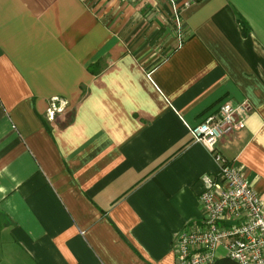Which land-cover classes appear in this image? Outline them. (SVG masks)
<instances>
[{
    "label": "crops",
    "instance_id": "crops-1",
    "mask_svg": "<svg viewBox=\"0 0 264 264\" xmlns=\"http://www.w3.org/2000/svg\"><path fill=\"white\" fill-rule=\"evenodd\" d=\"M225 100L264 198V0H0V264H178Z\"/></svg>",
    "mask_w": 264,
    "mask_h": 264
},
{
    "label": "built area",
    "instance_id": "built-area-1",
    "mask_svg": "<svg viewBox=\"0 0 264 264\" xmlns=\"http://www.w3.org/2000/svg\"><path fill=\"white\" fill-rule=\"evenodd\" d=\"M60 108L51 103L48 117ZM246 108L245 103L225 100L214 114L189 128L192 140L210 151L217 169L200 177L202 217L175 234L172 250L178 264H214L218 245L238 264H264V198L242 168L217 149L222 137L244 126Z\"/></svg>",
    "mask_w": 264,
    "mask_h": 264
},
{
    "label": "trees",
    "instance_id": "trees-1",
    "mask_svg": "<svg viewBox=\"0 0 264 264\" xmlns=\"http://www.w3.org/2000/svg\"><path fill=\"white\" fill-rule=\"evenodd\" d=\"M214 264H238V263H236L235 261H233L232 259L226 256H223V257L217 258Z\"/></svg>",
    "mask_w": 264,
    "mask_h": 264
},
{
    "label": "rangeland",
    "instance_id": "rangeland-1",
    "mask_svg": "<svg viewBox=\"0 0 264 264\" xmlns=\"http://www.w3.org/2000/svg\"><path fill=\"white\" fill-rule=\"evenodd\" d=\"M225 254H226L225 250L221 247V245H218L215 251V255L220 258L221 256H224Z\"/></svg>",
    "mask_w": 264,
    "mask_h": 264
}]
</instances>
